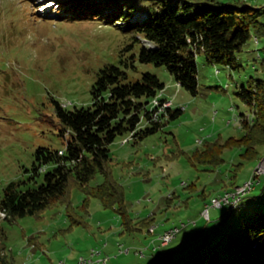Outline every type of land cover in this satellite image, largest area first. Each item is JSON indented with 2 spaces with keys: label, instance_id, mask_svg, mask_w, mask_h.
I'll use <instances>...</instances> for the list:
<instances>
[{
  "label": "rangeland",
  "instance_id": "rangeland-1",
  "mask_svg": "<svg viewBox=\"0 0 264 264\" xmlns=\"http://www.w3.org/2000/svg\"><path fill=\"white\" fill-rule=\"evenodd\" d=\"M63 1L76 3L63 7ZM240 1L264 5V0ZM110 2L0 0V202L11 182H24L23 187L43 183L44 172L50 166L34 175L39 147L65 148L67 136L60 135L55 102L68 110L91 107L99 70L105 64H117L119 50L132 42L131 35L101 23L99 18L79 20L82 13L89 14L98 6L111 14L115 8H110ZM144 13L138 15L145 18L148 14ZM118 24L123 28L122 22ZM238 58L242 66L233 70L208 63L203 54L198 56L197 95L181 87L166 66L138 63L137 71H130L133 81L140 80L145 72L157 75L165 84L161 96L171 102L172 109L183 110L161 130L137 143L132 135L125 134L110 145L112 174L124 188L129 212L136 219L154 218V234L147 230L125 233L119 211L105 209L97 199L91 200L86 212L82 209L85 195L76 187L72 189L71 214L67 204H62L40 217L3 222L7 240L2 252L7 261L77 264L81 257L97 249L111 257L107 264H152L163 261V253L180 246L197 251L207 239L232 232L250 203L226 215V205L213 207L211 201L233 185H245L264 157L238 169L241 151L227 149L225 163L214 171L194 166L190 157L207 140L224 141L244 134L240 120L248 108L237 93L242 86H249L251 79L264 78V42L251 41ZM147 125L143 120L139 128ZM102 182L103 176L97 174L92 185ZM263 183L264 174L254 195L260 193ZM207 208L210 220L203 215ZM73 218H82L86 223L74 225ZM175 227L181 231L171 246L154 251L159 236ZM215 228V232L207 234ZM190 241L193 243L189 245ZM139 250H144L145 255H140Z\"/></svg>",
  "mask_w": 264,
  "mask_h": 264
},
{
  "label": "trees",
  "instance_id": "trees-1",
  "mask_svg": "<svg viewBox=\"0 0 264 264\" xmlns=\"http://www.w3.org/2000/svg\"><path fill=\"white\" fill-rule=\"evenodd\" d=\"M106 1H111L110 8H115L111 14L98 6L89 14L82 13L79 20L99 18L101 23L121 29L119 32L131 35L133 40L119 50L117 64H105L99 70L91 107L68 110L55 102L60 135L67 136L65 148L41 146L36 150L34 175H40L50 166L39 186L23 187L24 182L14 181L5 187L0 202V213H5V217L0 216V264H10L2 252L7 240L3 222L14 223L26 216L40 217L46 210L62 204H67L71 214L72 189L76 187L85 195L82 209L86 212L91 200L97 199L105 209L119 211L125 233L147 230L154 234L156 230L151 229L154 218L136 219L129 212L124 188L112 174L110 145L125 134L132 135L137 143L161 130L183 110L164 107L168 102L161 96L165 84L157 75L145 72L140 80L133 81L130 71H137L138 63L166 66L181 87L197 95L198 56L203 54L210 64L237 70L242 66L238 55L245 47L251 41L264 42V5H250L240 0L233 3L214 0ZM71 4L63 7H71ZM142 12L148 16H139ZM118 22H122L123 28H119ZM262 66L264 69V60ZM237 94L248 108V113L242 114L240 120L244 134L224 141L207 140L202 149L191 155L194 166L214 171L225 163V151L233 148L241 151L238 169L264 157V78L251 79L249 86H242ZM158 98L159 105H156ZM143 120H147L148 125L139 128ZM97 174L103 176V182L92 185ZM233 186L217 198L239 187ZM254 191L242 196L236 204L232 200L224 204L226 215H233L241 205L250 203L232 232L207 239L197 251L180 246L163 253V261L152 264H264V183L258 195H254ZM73 222L77 226L86 223L82 218H73ZM215 231L216 228L207 234ZM192 243L190 241L189 245Z\"/></svg>",
  "mask_w": 264,
  "mask_h": 264
},
{
  "label": "built area",
  "instance_id": "built-area-1",
  "mask_svg": "<svg viewBox=\"0 0 264 264\" xmlns=\"http://www.w3.org/2000/svg\"><path fill=\"white\" fill-rule=\"evenodd\" d=\"M157 105H159V98L157 99ZM169 106H171V102H169ZM262 174H264V160L261 163L260 169L253 173L252 178L245 185H243L242 187H237L236 190L233 191V195L229 197L216 199V203L215 205H213V207H222L224 204L230 203L231 200L236 204L242 198V196L252 192L255 189L256 185L260 182V176ZM203 215L207 216L209 219L210 209L207 212H203ZM180 231L181 228L175 227L174 230L161 234L157 239L159 241V245H156L153 250L156 251L158 248L169 246L172 242L173 237H175L176 234L180 233ZM120 248L121 252H124L122 246H120ZM126 252L129 253L130 249L126 250ZM138 253L142 256L145 255L144 250H139ZM110 259L111 257L104 256L101 250L94 249V251L91 252L90 260L80 259L79 264H107Z\"/></svg>",
  "mask_w": 264,
  "mask_h": 264
},
{
  "label": "bare ground",
  "instance_id": "bare-ground-1",
  "mask_svg": "<svg viewBox=\"0 0 264 264\" xmlns=\"http://www.w3.org/2000/svg\"><path fill=\"white\" fill-rule=\"evenodd\" d=\"M51 1H49L48 3H50ZM155 104L157 105V100H155ZM166 104H169V101L168 102H166ZM166 104H164L165 106H166ZM164 106V107H165ZM61 154L63 153V151H61L60 152ZM262 163V162H261ZM261 167V164L259 165V167L255 170V171H257L259 168ZM252 176H253V174H252ZM239 187H242V186H239ZM231 192H228L224 197H221V198H226V197H229V196H231V195H229ZM216 199H218V198H215V199H213V204L212 205H215V203H216ZM209 209L210 208H207L206 209V211L205 212H207V211H209ZM0 216H2V217H5V213H3V212H1L0 213ZM171 230H174V229H170V230H168V231H171ZM167 231V232H168ZM177 235V234H176ZM176 235H175V237H176ZM175 237H173V239L175 238ZM172 239V240H173ZM94 251V250H93ZM80 259H82V260H90V256H88V257H81ZM80 259H79V261H80ZM79 261L77 262V264H79Z\"/></svg>",
  "mask_w": 264,
  "mask_h": 264
}]
</instances>
